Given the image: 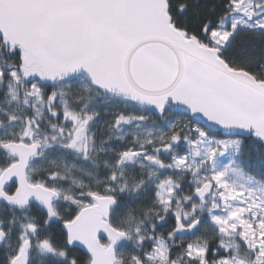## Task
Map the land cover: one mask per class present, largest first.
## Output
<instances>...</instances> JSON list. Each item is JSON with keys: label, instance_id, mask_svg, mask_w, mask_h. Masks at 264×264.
I'll list each match as a JSON object with an SVG mask.
<instances>
[{"label": "snow or ice", "instance_id": "snow-or-ice-1", "mask_svg": "<svg viewBox=\"0 0 264 264\" xmlns=\"http://www.w3.org/2000/svg\"><path fill=\"white\" fill-rule=\"evenodd\" d=\"M0 264H264V0H0Z\"/></svg>", "mask_w": 264, "mask_h": 264}]
</instances>
